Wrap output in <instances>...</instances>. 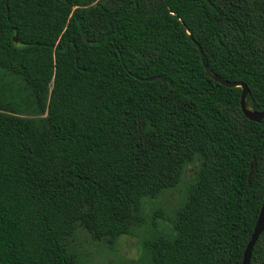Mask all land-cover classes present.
Masks as SVG:
<instances>
[{
  "label": "trees",
  "instance_id": "1",
  "mask_svg": "<svg viewBox=\"0 0 264 264\" xmlns=\"http://www.w3.org/2000/svg\"><path fill=\"white\" fill-rule=\"evenodd\" d=\"M201 61L264 112V0H0V264H85L76 231L110 246L183 181L140 261L241 264L264 119Z\"/></svg>",
  "mask_w": 264,
  "mask_h": 264
},
{
  "label": "rangeland",
  "instance_id": "2",
  "mask_svg": "<svg viewBox=\"0 0 264 264\" xmlns=\"http://www.w3.org/2000/svg\"><path fill=\"white\" fill-rule=\"evenodd\" d=\"M192 171L191 168L186 171L184 180L192 174ZM184 182L154 199L144 200L139 214L142 218L140 226L133 228L129 234L118 237L112 245L94 241L84 232L76 231L69 238V249L85 264H144L140 261L142 242L156 232H169L170 211L179 206Z\"/></svg>",
  "mask_w": 264,
  "mask_h": 264
},
{
  "label": "water",
  "instance_id": "3",
  "mask_svg": "<svg viewBox=\"0 0 264 264\" xmlns=\"http://www.w3.org/2000/svg\"><path fill=\"white\" fill-rule=\"evenodd\" d=\"M82 39L84 41V38H82ZM13 42H16V40L14 38H13ZM200 60H201V57H200ZM201 65H202L206 75L213 81V83L221 85V86L226 87V88H239L240 89L239 109H240L242 115L247 120L258 123L262 119H264V112H253V111H250L249 109H247L245 107V97L248 93V90L243 83L224 81V80L220 79L219 77L211 74L207 70L206 66L203 64L202 61H201ZM144 80L145 81L159 80L161 82H164L160 77H150V78H146ZM263 226H264V195H263L261 208H260L258 216L256 218L252 233L249 237L247 244L245 245V248H244V251L242 254L241 264H248L249 263V257H250L252 247L255 244L258 236L262 232Z\"/></svg>",
  "mask_w": 264,
  "mask_h": 264
}]
</instances>
